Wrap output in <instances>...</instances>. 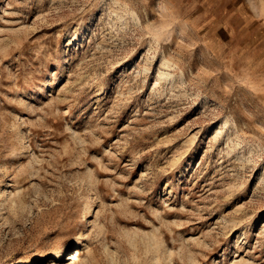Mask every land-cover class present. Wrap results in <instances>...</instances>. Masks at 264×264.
<instances>
[{
  "label": "rangeland",
  "instance_id": "374dc122",
  "mask_svg": "<svg viewBox=\"0 0 264 264\" xmlns=\"http://www.w3.org/2000/svg\"><path fill=\"white\" fill-rule=\"evenodd\" d=\"M76 239L264 264V0H0V264Z\"/></svg>",
  "mask_w": 264,
  "mask_h": 264
},
{
  "label": "bare ground",
  "instance_id": "6f19581e",
  "mask_svg": "<svg viewBox=\"0 0 264 264\" xmlns=\"http://www.w3.org/2000/svg\"><path fill=\"white\" fill-rule=\"evenodd\" d=\"M81 244H82L81 241L78 239L72 241L71 246L68 245L67 248L62 247L59 250H57L55 252L56 255L54 258H56L58 260L59 258L65 257L64 255H68V258L62 262L67 261V262H69L68 264H75L77 261L80 260V258L82 256V253L80 250Z\"/></svg>",
  "mask_w": 264,
  "mask_h": 264
}]
</instances>
